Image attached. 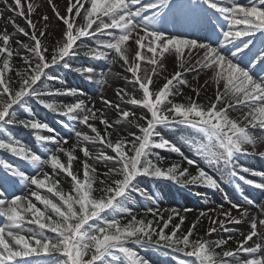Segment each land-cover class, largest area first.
Returning <instances> with one entry per match:
<instances>
[{"label":"snow or ice","instance_id":"obj_1","mask_svg":"<svg viewBox=\"0 0 264 264\" xmlns=\"http://www.w3.org/2000/svg\"><path fill=\"white\" fill-rule=\"evenodd\" d=\"M48 2L52 4L56 18L63 26L61 39L51 49L44 44L49 27L48 16L40 17L44 28L38 30L32 22V6L29 4V13L25 19L32 31L15 25L13 21L17 32L30 41L23 43L15 40V44L20 46L15 55L20 57L24 65L22 71L17 69L15 72L19 78L18 87L15 88L12 87V81L6 78L7 73L12 71V38L6 31L0 34V126L12 125L33 130L36 133L34 139L41 147L53 145L45 148L47 159L44 160L11 136L6 140L0 139V150L26 162L37 172L29 176L14 165L2 163L0 218L5 223L0 226V264H31L24 258L52 251L65 257L61 264H106V258L117 253L122 254L128 264H147L128 247L129 244H146L182 252L185 256L196 258L193 264H264V245L253 241L254 237L264 239V233L258 231V225L264 227V218L253 217L250 231L241 233L243 238L235 249H231L226 246L230 240L235 239L232 235L218 240L193 238L200 218L207 215L203 211L186 231L182 229L186 217L178 209L166 210L169 214L165 218L158 208H149L147 212L151 213L153 219L144 220L138 219L130 209L125 208L122 211L130 219L124 224L118 218L109 220L103 215L106 210H115L130 192L146 195L134 183L138 177L169 180L181 187L203 184L211 189L219 188L216 179L196 159L186 158L188 165L196 166V175H191L187 168L180 169L175 164L167 168L158 166L161 158L153 149L180 152L174 143L159 135L158 129L177 124L194 129L208 138L206 150L198 151L197 154L209 165H232L233 176L264 192V173L234 164L237 154L249 155V146L255 149L258 142H264V47L257 49L252 39L258 32L264 36V0H247L246 3L240 0H67L65 14L58 11L52 0ZM14 3L16 9H21L20 0H14ZM5 4H8V0H5ZM203 6L216 14L211 20L215 25L213 34L219 33L216 35L215 46L181 33L169 34L163 29L165 23L186 30L196 28L201 23V17L208 15ZM19 14L23 15V12ZM86 37H95L97 44L84 54L97 60H108L114 53L110 63L117 59L121 61L126 72L130 73V78L126 76L125 79L141 93L136 98L124 89L117 91L116 95L121 97L124 104L133 106L132 109L102 98L103 104L115 109L120 120L128 126L126 136L115 142L109 138L111 133L108 131L114 125L102 110L88 107L82 99L66 105L42 99L44 96H76L79 89H52L47 85L43 90L38 88L43 79H58L48 72L57 65L81 75L86 74L85 78L93 81L96 72L94 67L74 69L69 62L70 58L79 55L77 42ZM147 53H151V56ZM169 54L175 56L180 70L166 78V82L153 91L150 85L155 83L152 76L156 73V66ZM141 62L152 65L151 72L146 71L141 76ZM201 71L208 76L201 87L208 86L209 81L216 85L214 98L207 105L191 97H188L187 103L175 102L171 97L182 95L179 86L188 85L183 78L184 73L196 72L198 75ZM100 75L103 78L105 73L101 72ZM98 82L102 84L105 81L101 79ZM193 91L197 97L200 95L199 88ZM27 97L35 98L44 109L66 117L68 121L87 126L95 135L78 131L70 124L68 126L76 143L69 147H65L69 144V137L40 135L39 130L54 133L55 129L36 119H17L13 114L15 106L23 105ZM137 107L144 110L139 116L135 111ZM235 111H240L242 117L234 119L231 112ZM80 113H83L82 117ZM97 119L104 125L103 134L94 124L89 123ZM251 129L261 130V135H254ZM96 142L110 149L112 154L102 151L93 156L87 145ZM77 146L84 157L81 161L83 179L72 171L73 161L78 159L74 155ZM58 153H63L67 158L66 164ZM259 155L264 157V152ZM152 157H156V162ZM89 159L94 163L89 164ZM96 162L107 168L104 173L106 179L99 180L103 186L99 189L102 193L99 197L93 195V184L97 180ZM45 164L51 167L52 174L43 172L41 179L40 172ZM249 172L261 176L262 181L257 183L241 175ZM59 173L71 178L72 187L68 194L59 188V180L55 178ZM17 179L25 187L30 183L35 189H46L60 203L53 202L36 190H32L30 196L13 195L11 199L6 198L4 185H14ZM33 198L44 206V210L32 202ZM228 203L231 206L229 210H222L216 218L208 217L206 236L211 237L218 229L231 232L228 225L240 223L232 215L231 209L237 210L241 216L247 215L246 210H241V205L231 201ZM218 207L223 209L224 206ZM260 207L264 212V205ZM48 209L55 219L46 215ZM183 211L189 212L191 209L185 208ZM177 219L179 222H174ZM25 223L36 224L40 231L24 235ZM45 231L55 233V237L46 236ZM249 241H253V244L249 245ZM216 249L221 251L217 252ZM242 254L246 258H242Z\"/></svg>","mask_w":264,"mask_h":264},{"label":"rangeland","instance_id":"obj_2","mask_svg":"<svg viewBox=\"0 0 264 264\" xmlns=\"http://www.w3.org/2000/svg\"><path fill=\"white\" fill-rule=\"evenodd\" d=\"M33 0H20L21 9H16L14 0H8L7 7L13 9V11L6 15L4 12L0 15V34H4L5 31L11 36L10 45L13 50V57L11 60L12 71L7 73V79H12L15 76V72L17 69L23 70L24 65L23 61L19 56L15 55L16 50L20 48L19 45L15 44V40H20L23 43H30L28 37L20 35L16 27H14L13 21L15 25L19 27L25 28L27 31L31 32L32 30L28 28L26 23V17L29 13L28 5L32 6ZM5 4V0H3ZM45 7L42 10H37L35 8H31V19L32 22L37 25L38 30H42L44 28V22L40 19L41 16L46 15L49 17V27L47 28V37L44 39V44L49 49H51L56 42L61 39V29L62 22H60L56 18V14L52 10V4H49L48 0H44ZM147 2V0H144ZM241 3H246L247 0H240ZM52 3L55 4L56 8L61 14L66 13L67 9V0H52ZM6 5V4H5ZM205 12L208 13L207 16L201 17V21L207 27L204 29L203 26L193 28L194 32L197 30L200 33L209 34L214 41L210 42L208 39L200 38L197 39L200 42L204 43H213L215 46L216 34H213V30L215 25L212 24V16L216 15L212 12V10L207 9L206 6H203ZM23 12V15H20V12ZM11 18V19H10ZM2 19V20H1ZM5 19V20H4ZM223 23V22H222ZM181 33L185 36L189 37V29L179 28ZM167 32V31H166ZM169 33V32H168ZM175 34V33H169ZM102 39H107V37H102ZM195 39V38H192ZM253 39L255 47L261 48L264 47V36H262L259 32ZM97 44V40L94 37H86L82 38L81 41L77 42V51L79 55L70 58L69 62L72 64L73 68H83V67H94L96 72L93 81H88L85 78V75H81L76 71H71L65 69L61 65H57L56 67L49 69V75H53L58 77L56 80L46 81V85L48 88H60V89H68V88H77L79 92L76 96L70 95H61V96H44L42 99L45 101L55 103L57 105H66L70 103H74L78 99L84 100L85 104L93 108L94 110H102L106 118L113 123L114 127L109 129L108 131L111 133L109 137L113 142L122 136H126L127 125L123 120H120L118 113L113 108H109L103 104L102 98L111 101L113 104H121L122 107L132 109L133 106L126 105L121 100V97L117 96V91L124 89L128 91L130 96H135L139 98L141 96L140 91L134 89L131 84L127 82L125 77L130 78V73H127L125 70V66L118 59L114 63H110L114 53L111 54L108 60L105 59H94L86 56L84 53L88 52L90 49L95 48ZM0 45H2V41H0ZM230 47V45H229ZM98 51H102V49H97ZM21 54H23V50L21 49ZM147 55L151 56V53H147ZM50 59V56H49ZM186 59H190V57H186ZM177 60L174 55H166V57L162 60L161 63H158L156 66V73L153 74L152 78L155 81L153 85H150V88L153 91L158 90L165 82L166 78H170L175 74L176 71L180 70L177 67ZM0 67H2V59H0ZM152 65H149L145 62H141L140 64V75L143 76L146 71L151 72ZM110 69V70H109ZM101 72L105 73V76L101 77ZM183 78L188 82L187 86H179L181 89L182 95L171 97L175 102L178 103H187L188 97L192 99L198 100L201 104L207 105L212 98H214L216 92V85L209 81L208 86L201 87L204 85L205 80L208 79L207 74L204 71L199 72L197 75L196 72H185ZM103 79L104 83H99ZM222 87V84H221ZM194 88H199L200 95L197 97L196 93L193 91ZM80 93H83L82 95ZM127 99V98H125ZM26 102L23 105L15 106L14 115L17 119H36L39 122L47 124L52 129H55V132H48L47 130H39L40 135L44 136H52L55 135L57 138L69 137V144L65 145V147H69L76 143L74 134L70 130L68 125H72L76 130L82 131L88 135H95L91 133L90 129L83 125L79 124L76 121H68L66 117H58V116H48L44 113L42 105L38 104L35 98L27 97L25 98ZM137 115L139 116L144 110L137 107L135 109ZM81 117L83 113L79 114ZM231 115L234 119H239L242 117V113L240 111L231 112ZM120 120L119 123H116ZM89 123L94 124L97 127L98 131L101 127L104 128V125L99 123V120L92 121ZM105 131V130H104ZM254 135L260 136L261 132H258L257 129H251ZM159 135L164 139H167L174 143L179 149V153H174L169 150H161V149H153L154 152L161 158L159 161L163 165L164 168L170 167L173 164L178 165L180 169L187 168L191 175L197 174V169L195 165H188L186 158L196 159L201 167H204L209 174H211L219 184L218 189H211L207 186L201 185H189L188 187H181L179 184H176L169 180L158 179L154 185H151L150 182L147 181L144 177H138L134 182L137 188L144 190L146 193L145 196H141L138 192H130L126 197L130 202L129 209L132 211L134 215L137 216L138 219L150 220L153 219L151 213L147 212V209H159L161 213H163L164 217L167 218L168 211L170 209H178L180 210V214L186 217L185 223L182 226L183 231H186L187 228L196 221L197 217H199L200 212H205L207 215L205 217L200 218V223L198 225V230L196 231L193 238H204L208 240H218L221 238H227L229 235L235 237L229 241L226 247L235 249L239 240L243 237L241 233H248L250 231L249 225L251 223V219L256 217L257 219L264 218V212L261 211V205H264V192L260 189H256L243 181L240 180L243 184H241L238 178L233 176L232 173V165H224L220 163L219 165L212 164L209 165L206 160H204L200 155H198V151L206 150V147L209 145L208 138L205 137L202 133L197 132L194 129L188 128L184 125H173L170 128H160L158 129ZM0 133L5 136L3 139H7L9 136L15 138L17 141L21 142L26 148L31 149L35 154L41 156L42 159H47V152L45 151L46 147H53L51 144H47L44 147V152L38 151L36 148V141L33 137L29 136L32 133L30 129H24L19 126L12 125H3L0 126ZM34 133V131H33ZM88 148L90 149L93 156L98 155L100 152H104L106 154H112L109 149H107L104 145H101L99 142L89 143ZM43 149V148H42ZM260 152H264V142H258L256 144L255 149L249 146V155H240L234 159V164L240 165L243 167H247L252 169L257 173H264L262 170H258L252 166V162L255 160L260 161L264 159L259 155ZM63 163H67V158L63 155V153L57 154ZM78 157V159L73 161L72 171L74 173H78L80 178L83 179V168L81 161L84 159L82 153L79 152V146H77V150L74 153ZM114 155V154H113ZM89 164H93L94 162L89 159ZM2 163H6L5 161ZM96 167L97 179H102L104 173L107 171V168L104 164L96 162L94 164ZM231 168V169H230ZM43 171L40 172V178L43 179V172L52 174V169L49 165L45 164L42 166ZM24 173L31 175H36V169H34L31 165L23 166L22 170ZM246 177V176H245ZM59 180V188L63 190L66 194L69 192V186L66 181H64L59 175L55 177ZM248 180H253L257 183L262 181L261 177L252 178L246 177ZM95 184H98L96 181ZM100 185V184H99ZM6 198L11 199L13 195H27L30 196L32 190L39 191L41 195L47 196L50 198L45 192V189H35V186L28 184L27 187L23 183H21L18 179L16 180V184L9 186L8 184L4 185ZM199 193V195H197ZM249 193L255 196L256 207L248 208L247 206L242 204L241 199H249ZM51 195V193H49ZM148 197H151L149 199ZM51 199V198H50ZM210 200V201H209ZM209 201V202H208ZM228 201L232 203H237L241 205V210H246L247 215L241 216L239 212L235 209H231L232 215L240 220L238 224H230L228 227L232 229L233 232H223L218 229V231L212 234L211 237L205 235L208 227H209V219L208 217L216 218L222 210H229L230 204ZM32 202L41 210H44V206L41 205L35 199H32ZM219 205H223V209L219 208ZM191 209L189 212H184L183 210ZM51 210L48 209L46 215L51 216ZM146 215V216H145ZM150 216V217H149ZM52 217V216H51ZM221 219L223 217H220ZM29 219L31 217L29 216ZM128 217L127 215L122 216L120 221L122 224L127 223ZM174 222L178 223V219ZM5 223L3 218H0V226H3ZM89 223L95 224L96 221H89ZM31 225H34V229ZM171 227V226H170ZM24 232L23 234L28 236L31 235L36 228H39L36 224H27L23 225ZM166 231H168L166 229ZM258 231L264 233V227L258 225ZM253 241L257 243H261L264 245V239H260L258 237H254ZM253 241H249V245L253 244ZM128 247L132 248L137 256L146 261L147 264H177L173 259H168L162 256L156 246L153 248L150 245H137L135 247H131V244ZM217 252H220V249H216ZM53 253L54 257L52 261L48 264H55L54 260L58 258L60 262H62L65 257L62 256L59 252H49ZM182 253V252H181ZM47 253L41 252L39 256L46 255ZM183 254V253H182ZM183 256H185L183 254ZM28 258H24L28 260ZM196 259L195 257H193ZM242 258H246L244 254H242ZM30 261V260H28ZM31 262V261H30ZM106 264H128L127 260L124 257H118L114 255L107 261ZM193 264V263H192Z\"/></svg>","mask_w":264,"mask_h":264},{"label":"trees","instance_id":"obj_3","mask_svg":"<svg viewBox=\"0 0 264 264\" xmlns=\"http://www.w3.org/2000/svg\"><path fill=\"white\" fill-rule=\"evenodd\" d=\"M18 77L14 76V78L10 79L12 81V87L15 88V87H18V84H17V81H18ZM46 79H43L42 82H39L38 84V88L43 90L45 88V85H46ZM44 109V108H43ZM44 111L46 112L47 115H50L51 117L53 116H58V117H61L60 115H58L57 113H53V112H50L46 109H44ZM104 130L105 128L101 127L99 129V132L101 134L104 133ZM35 132L33 133V130H32V133H30V136L31 137H34L35 136ZM5 138V136H3L1 133H0V139H3ZM37 146L38 148L41 147V144L39 142H37ZM43 148V147H42ZM41 149V148H40ZM110 150V149H109ZM43 151V150H42ZM111 151V150H110ZM154 151V150H153ZM152 159L154 160V162H156V157H152ZM2 161H6L7 163L11 164V165H14L16 166L18 169L20 167H22L24 164H27L26 162H23L21 160H19V158L17 157H14L12 156L10 153H8L7 151L5 150H0V175H3V170H1L2 168ZM158 166L163 167V165L161 164V162L159 161L158 162ZM58 171V170H57ZM59 176L68 183V186H69V192H71V187H72V181H71V178L68 177L66 174L64 173H59ZM145 179H147L148 182L151 183V185H154L156 183V181L158 179H153V178H148V177H144ZM102 179H106L105 176L102 177ZM107 179H110V178H107ZM101 180V179H100ZM96 181H98V184H93V188L95 189L93 195H95L96 197H99L102 195V193L99 191V189L101 187H103L102 185H99V179H97ZM44 192L53 200V202L59 204L60 201L58 200L57 197L55 196H52V194L50 195L46 189L44 190ZM74 195V193H72ZM130 207V202L127 198H124L120 205L115 209H109V210H106L105 213H103L105 219H112L113 217L115 218H118V219H121L122 216H125L126 213H124L122 211V209H129ZM52 218L55 219V216L54 214L51 212L50 213ZM146 216V215H145ZM150 217V216H149ZM32 228L34 229V225H31ZM40 229L39 228H36L35 232H39ZM45 235L46 236H49V237H55V233H52V232H47L45 231ZM137 246L136 244H131V247H135ZM153 248L155 246H152ZM132 249V248H131ZM155 249H158L160 254L166 258H170V259H173L175 262H177V264H192L195 259L193 257H188V256H183V254L181 252H174V251H171L170 249H165V248H161V247H157ZM54 254L53 253H47L46 255H42L40 257H30L28 258V260L31 261V264H48L49 262L52 261V258L54 257L53 256ZM118 257H123L122 254H119L117 253L116 254ZM126 259V258H125ZM110 258H106V263L107 261H109ZM54 263L55 264H61V262L58 260V258H56L54 260Z\"/></svg>","mask_w":264,"mask_h":264},{"label":"bare ground","instance_id":"obj_4","mask_svg":"<svg viewBox=\"0 0 264 264\" xmlns=\"http://www.w3.org/2000/svg\"><path fill=\"white\" fill-rule=\"evenodd\" d=\"M45 3L46 2H44V0H33L32 1V7L35 8V9H37V10H42L45 7ZM14 10H16V8H14ZM12 11H13V9H10L9 7H7V5L4 4L3 0H0V15L3 12L6 15H9ZM201 26H203L204 29L207 27L205 24L202 23V21H201L199 27H201ZM94 27H95V25H94ZM163 29L165 31L169 32V33H178L180 31L179 27H173L169 23H165L163 25ZM187 32L189 33L188 35H189L190 38H195V39L204 38V39H208L210 42L214 41V38H212L209 34H207V31H206V33H200L197 30L194 32L193 29H189V31H187ZM257 130H258V132H261V130H259V129H257ZM252 166L254 168L258 169V170L264 171V159H261L260 161L255 160L254 162H252ZM241 175H244L246 177H252V178L261 177L259 175H252L250 172L249 173H241ZM235 179H236V177H235ZM238 181L240 182V180H238ZM240 183L243 184L242 182H240ZM249 197H250L249 199H244L242 197H239V199H241L242 204L245 205V206H247L248 208H254V207H256V204H258V202H256L255 196H253L252 194L249 193ZM231 232L234 233V230L231 231Z\"/></svg>","mask_w":264,"mask_h":264}]
</instances>
